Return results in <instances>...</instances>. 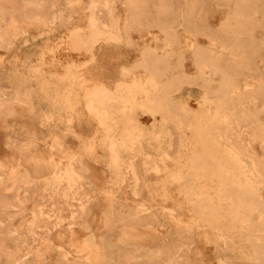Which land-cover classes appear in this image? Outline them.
Wrapping results in <instances>:
<instances>
[{
    "label": "rangeland",
    "instance_id": "374dc122",
    "mask_svg": "<svg viewBox=\"0 0 264 264\" xmlns=\"http://www.w3.org/2000/svg\"><path fill=\"white\" fill-rule=\"evenodd\" d=\"M0 264H264V0H0Z\"/></svg>",
    "mask_w": 264,
    "mask_h": 264
},
{
    "label": "bare ground",
    "instance_id": "6f19581e",
    "mask_svg": "<svg viewBox=\"0 0 264 264\" xmlns=\"http://www.w3.org/2000/svg\"><path fill=\"white\" fill-rule=\"evenodd\" d=\"M93 31V30H92ZM89 34V33H88ZM94 34L95 33H90V35L92 36V37H94ZM86 38V35H85V37H84V39ZM77 39V38H76ZM84 42V41H83ZM80 43H82V42H80ZM84 44V43H83ZM86 45H88L89 46V44H86ZM86 45H83V46H86ZM86 48H87V46H86ZM90 48V47H89ZM68 49H70V45H69V47H68ZM79 51V50H78ZM81 52V51H80ZM137 87H135V88H133L132 90H129V89H127V90H125V93L127 94V96H129V98H131L132 100H134L135 99V97H136V94H137ZM92 102V101H91ZM122 132V131H121ZM226 153V152H225ZM211 180V179H210ZM69 183V182H68ZM210 187V186H209Z\"/></svg>",
    "mask_w": 264,
    "mask_h": 264
}]
</instances>
